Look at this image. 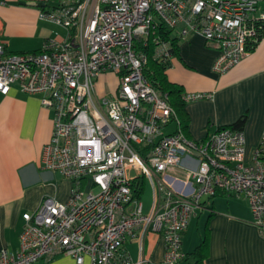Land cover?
I'll use <instances>...</instances> for the list:
<instances>
[{
    "label": "built area",
    "instance_id": "built-area-1",
    "mask_svg": "<svg viewBox=\"0 0 264 264\" xmlns=\"http://www.w3.org/2000/svg\"><path fill=\"white\" fill-rule=\"evenodd\" d=\"M264 0H48L41 17L68 30L35 53L0 44V93L14 86L40 95L54 111L42 167L73 182L67 202L47 197L24 214L20 249L0 251V264H36L67 255L78 264H144L156 232L166 263L186 258L183 238L206 198L243 196L264 236V135L251 159L243 130L222 127L192 140L168 94L146 74L151 59L171 66L173 40L204 38L220 55L215 71L237 66L258 41ZM115 75L117 88L98 85ZM212 98L186 93L185 102ZM175 124L173 132L166 129ZM151 186L149 210L135 197L136 180ZM128 237L141 259L125 252Z\"/></svg>",
    "mask_w": 264,
    "mask_h": 264
},
{
    "label": "crops",
    "instance_id": "crops-1",
    "mask_svg": "<svg viewBox=\"0 0 264 264\" xmlns=\"http://www.w3.org/2000/svg\"><path fill=\"white\" fill-rule=\"evenodd\" d=\"M23 2L47 3L48 0H0V44L8 53H35L54 40L63 43L68 30L41 17L42 7ZM264 12V1L260 4ZM179 50L166 69L172 83L186 93L212 94V98L185 102L188 136L203 141L222 127L233 125L247 114L243 129L247 159H251L264 135V37L237 66L221 74L214 67L220 51L204 38L190 34L178 43ZM110 75L98 85L111 91ZM117 81V80H116ZM54 111L42 105L40 95L23 92L14 86L8 95L0 93V251L16 253L25 227L24 214L34 213L47 197L67 202L73 182L61 173L42 167L44 147L51 140ZM172 124L166 132L175 131ZM206 198L205 208L194 217L183 238L186 258L180 264H195L191 255L209 229V255L204 264H264V236L255 225L248 200L243 205ZM151 205V204H150ZM147 208L149 210L150 208ZM207 214L201 228V218ZM197 231L193 234V224ZM194 235V236H193ZM144 264H167L166 245L151 232L144 244ZM125 252L134 263L141 259L140 243L128 237ZM36 264H78L67 255ZM83 264H92L85 258Z\"/></svg>",
    "mask_w": 264,
    "mask_h": 264
},
{
    "label": "trees",
    "instance_id": "trees-1",
    "mask_svg": "<svg viewBox=\"0 0 264 264\" xmlns=\"http://www.w3.org/2000/svg\"><path fill=\"white\" fill-rule=\"evenodd\" d=\"M261 28L259 30L258 41L254 44L251 51L255 49L257 44L264 37V22L261 23ZM179 50V45L176 40H173V53L176 54ZM167 66L162 65L153 59L150 60L148 67L146 69V74L154 83L155 87L158 88L161 92L168 94L171 100L173 107L176 109L178 116L181 118L183 124L187 127V114L185 111V100H184V90L181 85L172 83L167 75H166ZM247 121V114L243 115L237 122H235L231 126L234 129L243 130ZM136 190L135 197L140 198L143 196L146 189V180L144 176H140L138 180H136ZM222 195V194H220ZM196 258L195 264H204L205 259L209 255V229L206 234L202 237L199 246L195 249V251L191 254Z\"/></svg>",
    "mask_w": 264,
    "mask_h": 264
},
{
    "label": "rangeland",
    "instance_id": "rangeland-1",
    "mask_svg": "<svg viewBox=\"0 0 264 264\" xmlns=\"http://www.w3.org/2000/svg\"><path fill=\"white\" fill-rule=\"evenodd\" d=\"M109 80L111 81L112 89L113 90H116V88H117V81H116L117 78L115 77V75H112L111 74L110 77H109ZM218 198H220L219 201H223V204L225 203L227 205L226 198L224 200V199H221V197H215L212 200H217ZM151 200H152V190H151V186L146 183V189H145V192H144V194L142 196V201L145 204V207H146L145 210L146 211H147V208L149 207V205L151 204ZM212 200H211V202H212ZM244 202H245V198L232 197L230 199V202L229 203L234 204V205L235 204L243 205ZM206 215L207 214H204V216L201 218V223H200L201 228H203L204 220L207 217ZM193 226H194V228H193V234L195 235L196 233H194V230H195V232L197 231V227H196L197 224L194 223Z\"/></svg>",
    "mask_w": 264,
    "mask_h": 264
},
{
    "label": "water",
    "instance_id": "water-1",
    "mask_svg": "<svg viewBox=\"0 0 264 264\" xmlns=\"http://www.w3.org/2000/svg\"><path fill=\"white\" fill-rule=\"evenodd\" d=\"M23 3H26L29 6H38V7H44V5H45L44 2H42V3H37V2H23Z\"/></svg>",
    "mask_w": 264,
    "mask_h": 264
}]
</instances>
